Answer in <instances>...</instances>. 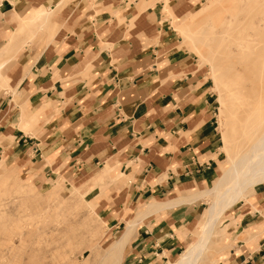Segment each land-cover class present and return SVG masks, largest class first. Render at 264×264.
<instances>
[{"label": "crops", "instance_id": "1", "mask_svg": "<svg viewBox=\"0 0 264 264\" xmlns=\"http://www.w3.org/2000/svg\"><path fill=\"white\" fill-rule=\"evenodd\" d=\"M206 1H0V50L31 9H50L55 28L0 59V164L40 187L115 180L97 204L121 233L136 221L122 264L176 259L214 184L215 93L172 24ZM237 204L211 263L264 264V183Z\"/></svg>", "mask_w": 264, "mask_h": 264}, {"label": "rangeland", "instance_id": "2", "mask_svg": "<svg viewBox=\"0 0 264 264\" xmlns=\"http://www.w3.org/2000/svg\"><path fill=\"white\" fill-rule=\"evenodd\" d=\"M262 9L264 10V0H207L190 16L172 23L184 47L194 53L198 67L202 68L211 80L212 90L215 93L214 125L219 137L218 120L220 109L223 108H220L219 97L224 96L226 87L220 77L222 74L220 62L225 55L222 48L225 49V45L219 46L213 36L220 33L222 26L228 25V21L236 19L264 24ZM46 10L38 7L31 9L25 15L18 16L16 29L10 34L12 38L20 45L24 41L29 42L40 30L38 26L43 24L42 27L48 31L47 37L51 39L55 28L49 26L47 22L51 11L43 21ZM259 18L261 20L257 21ZM198 49L202 50V59L197 53ZM228 104L226 101L227 107ZM221 146L220 139L221 153L214 184L220 170L228 167ZM7 169L10 168L0 164V264H84V259L90 253L88 246L94 243L95 256L90 257L89 264H110L111 259L104 249L119 236L123 228L121 225L117 229H112L107 225L105 215L99 211L102 205L98 206L97 200L100 196L110 199L106 197L108 191L104 189L116 183L115 180L105 176L94 183L91 181L86 186L73 182L67 184L58 178L40 187L29 182L24 176L11 173L12 171ZM205 197L203 214L213 196L205 195ZM146 204L144 210L132 211L141 218L147 213ZM236 204L235 206H238ZM228 212L229 210L217 223V230L226 226L224 222ZM194 234L193 238L196 241L198 235ZM221 242L222 239L210 238L207 246L212 245L210 249L206 246L197 264H212V257L219 249L218 243ZM119 258L118 264H122V257Z\"/></svg>", "mask_w": 264, "mask_h": 264}, {"label": "bare ground", "instance_id": "3", "mask_svg": "<svg viewBox=\"0 0 264 264\" xmlns=\"http://www.w3.org/2000/svg\"><path fill=\"white\" fill-rule=\"evenodd\" d=\"M50 11L44 12L43 21ZM260 20L261 18L257 19ZM42 25L38 27L41 29ZM213 39L218 41L219 46L225 45V49L222 47L225 57L220 62V77L226 87L224 86L225 97H219L220 108H223L220 109L218 129L221 150L228 167L220 170L212 188L203 191L213 198L211 197L209 207L204 210L205 213L194 230L198 235L197 240L189 242L177 258L167 264H197L210 238L221 240L223 236L227 237L224 227L216 229L222 215L264 183V24L244 19L228 21V25L222 26L220 33L215 34ZM27 43L28 41H24L18 46L10 35L6 45L0 50V59L5 55L8 57L12 49L23 47ZM197 53L202 59V50L198 49ZM2 64L0 60V82L5 79L1 73ZM92 181L94 183V178ZM150 205L154 203H147L145 208L148 209ZM135 223L134 218L127 221L123 233L104 249L111 259L110 264L120 262L126 238L133 231ZM95 246V243L88 246L90 253L84 259V264H89L90 257L95 256Z\"/></svg>", "mask_w": 264, "mask_h": 264}]
</instances>
